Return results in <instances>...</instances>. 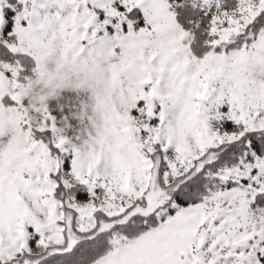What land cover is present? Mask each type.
<instances>
[{
	"label": "snow or ice",
	"instance_id": "1",
	"mask_svg": "<svg viewBox=\"0 0 264 264\" xmlns=\"http://www.w3.org/2000/svg\"><path fill=\"white\" fill-rule=\"evenodd\" d=\"M0 264H264V0H0Z\"/></svg>",
	"mask_w": 264,
	"mask_h": 264
}]
</instances>
